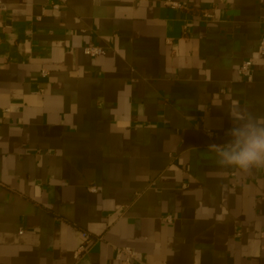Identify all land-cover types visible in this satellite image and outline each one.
<instances>
[{
    "label": "crops",
    "instance_id": "crops-1",
    "mask_svg": "<svg viewBox=\"0 0 264 264\" xmlns=\"http://www.w3.org/2000/svg\"><path fill=\"white\" fill-rule=\"evenodd\" d=\"M51 3L0 0V264H264V167L208 147L264 124V0Z\"/></svg>",
    "mask_w": 264,
    "mask_h": 264
},
{
    "label": "clouds",
    "instance_id": "clouds-1",
    "mask_svg": "<svg viewBox=\"0 0 264 264\" xmlns=\"http://www.w3.org/2000/svg\"><path fill=\"white\" fill-rule=\"evenodd\" d=\"M230 111L240 123L226 131L229 139L223 145H209V151L222 167H236L245 172L264 167V124L243 116L238 101H232Z\"/></svg>",
    "mask_w": 264,
    "mask_h": 264
},
{
    "label": "built area",
    "instance_id": "built-area-1",
    "mask_svg": "<svg viewBox=\"0 0 264 264\" xmlns=\"http://www.w3.org/2000/svg\"><path fill=\"white\" fill-rule=\"evenodd\" d=\"M61 0H52L51 9H59L61 7ZM172 8L180 7L176 3H171ZM44 13V9L42 10ZM202 17L209 18L211 15L207 11L202 12ZM83 53L90 57L103 56L106 54V51L98 46H88L83 49ZM257 53L261 56H264V34L261 36L257 47ZM253 61L252 59L244 60L237 69V75L242 78L245 82L250 83L253 80ZM49 73L46 70H40L39 77L46 78ZM208 136L212 134L206 131ZM94 190V188H90ZM167 223H172L173 219L170 216L164 218ZM22 233V231H20ZM82 244L74 252V259H80L100 238L93 237L89 232L83 231L81 234ZM114 258L120 264H133L141 263L139 261L138 253L130 247H113Z\"/></svg>",
    "mask_w": 264,
    "mask_h": 264
}]
</instances>
